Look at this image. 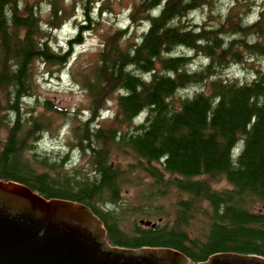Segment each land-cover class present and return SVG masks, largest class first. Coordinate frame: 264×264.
Listing matches in <instances>:
<instances>
[{
  "label": "trees",
  "instance_id": "obj_1",
  "mask_svg": "<svg viewBox=\"0 0 264 264\" xmlns=\"http://www.w3.org/2000/svg\"><path fill=\"white\" fill-rule=\"evenodd\" d=\"M230 1L215 23L211 0H137L130 26L106 36L82 76L91 113L86 120L74 113L71 147L86 157L87 168L66 170L68 157L35 153L36 141L53 128L46 113L72 114L35 97V63L67 67L89 27L56 53L44 28L65 24L63 0H0V131L6 130L0 179L86 205L112 246L171 248L193 264L226 252L264 257V71L255 70L250 81L224 78L231 66L264 59V3L251 23L252 0ZM99 2L102 11L109 4L85 0L88 20ZM45 3L48 22L41 14ZM198 12L207 15L203 25L189 22ZM202 57L207 66L189 69ZM113 96V117L101 122ZM26 100L42 112L28 109ZM120 156L132 159L122 166ZM221 180L228 187L215 188ZM132 186L142 188L135 202L124 196ZM169 190L179 197L173 218L164 220L166 207L157 203ZM153 216L160 219L152 222Z\"/></svg>",
  "mask_w": 264,
  "mask_h": 264
},
{
  "label": "rangeland",
  "instance_id": "obj_2",
  "mask_svg": "<svg viewBox=\"0 0 264 264\" xmlns=\"http://www.w3.org/2000/svg\"><path fill=\"white\" fill-rule=\"evenodd\" d=\"M36 1V0H33ZM85 0H63L62 7L67 10V19L65 24L58 30H52L50 26H46V30L49 36V43L56 53H64L67 51V43L74 38L81 27H89V30L84 34V43L78 46L74 50V55L70 60L67 67H60L57 65L44 64L41 61L35 63V97L40 100V103L44 100H48L54 105L68 109L72 114L70 117H59L46 113L49 118L54 122L53 128L50 132H46L41 135L40 139L36 141L35 153H38L41 158L57 159L62 161L65 157L66 170H73L74 168L81 169L86 167V157H84L80 151L75 147H71L76 144L73 139L71 128L78 122L74 119V113H78V118L86 120L90 117V105L91 99L88 93L82 88L80 81L89 69L97 60L98 54L102 50V45L108 34H113L118 30L126 29L130 26V13L137 3V0H109L106 9L102 11V3H96L93 5L90 20L86 16V9L84 8ZM212 11L215 13V23L219 22L220 15H226L228 10L233 6L230 0H211ZM254 7L250 12L248 18L252 23L256 21V16L259 13L260 6L264 3V0H252ZM42 18L44 22H48L50 19V12L48 5L45 3L42 7ZM189 22L193 24L203 25L207 22V15L201 12L195 13L189 18ZM130 39H133L135 35L134 28L130 29ZM144 33V28H141L137 36H141ZM135 39V37H134ZM177 55H187L193 57L192 53H188L185 50H179ZM205 58H194L189 69L197 71L208 65V61ZM255 70L264 71V59H251L248 61L247 66H231L224 72L225 79H233L240 81H250L255 75ZM182 94H189L183 92ZM115 99L113 96L109 98L105 107L102 109L101 122L111 120L113 117V110L115 109ZM28 109H35L37 113H41L42 109L36 105L35 100H26ZM103 119V120H102ZM6 137V130L0 131V139L4 140ZM30 156H32L30 154ZM132 158L120 156L122 166L130 163ZM85 166V167H84ZM217 189H223L228 187L226 181H219L213 183ZM141 186H132L124 193L125 198L130 202L137 201V194L141 192ZM179 194L175 190H169L166 196L158 200L157 205L166 207L167 214L163 217L172 219V206L177 202ZM140 219V218H139ZM150 219V218H149ZM160 218L157 216L151 217L152 222H157ZM144 223V222H142Z\"/></svg>",
  "mask_w": 264,
  "mask_h": 264
},
{
  "label": "water",
  "instance_id": "obj_3",
  "mask_svg": "<svg viewBox=\"0 0 264 264\" xmlns=\"http://www.w3.org/2000/svg\"><path fill=\"white\" fill-rule=\"evenodd\" d=\"M0 264L193 263L171 248L112 246L86 205L45 198L23 183L0 179ZM197 264H264V257L226 252Z\"/></svg>",
  "mask_w": 264,
  "mask_h": 264
}]
</instances>
